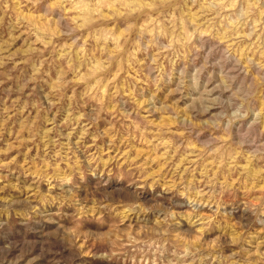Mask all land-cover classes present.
<instances>
[{"label": "rangeland", "instance_id": "obj_1", "mask_svg": "<svg viewBox=\"0 0 264 264\" xmlns=\"http://www.w3.org/2000/svg\"><path fill=\"white\" fill-rule=\"evenodd\" d=\"M0 264H264V0H0Z\"/></svg>", "mask_w": 264, "mask_h": 264}]
</instances>
